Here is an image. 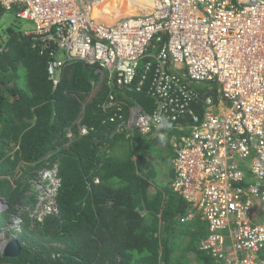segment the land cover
Listing matches in <instances>:
<instances>
[{
  "label": "built area",
  "instance_id": "2783aa9c",
  "mask_svg": "<svg viewBox=\"0 0 264 264\" xmlns=\"http://www.w3.org/2000/svg\"><path fill=\"white\" fill-rule=\"evenodd\" d=\"M95 1L0 3L32 24L54 85L72 60L123 87L148 81L155 107H129L124 130L190 116L171 140L170 186L189 206L182 220H203L198 248L218 264H264V0H152L111 23L92 15ZM100 108L121 118L124 103L110 93Z\"/></svg>",
  "mask_w": 264,
  "mask_h": 264
},
{
  "label": "trees",
  "instance_id": "16d2710c",
  "mask_svg": "<svg viewBox=\"0 0 264 264\" xmlns=\"http://www.w3.org/2000/svg\"><path fill=\"white\" fill-rule=\"evenodd\" d=\"M135 6L126 1V9ZM19 9L5 10L0 3V20L5 11L17 15ZM5 32L0 45V197L8 209L0 219L8 220L16 203L24 225L4 233L6 239L16 234L18 253H0V264H218L198 248L206 235L199 216L180 222L189 206L170 186L172 136L176 126L189 124L190 116L167 120L171 127L159 130L166 131L164 145L157 126L145 134L124 130L120 123L129 107L147 112L155 107L148 81L138 89L123 87L108 82L96 66L72 60L54 85L47 71L49 53L32 46L21 31ZM110 93L126 104L121 118L100 108ZM201 108L195 105L199 113ZM80 125L92 129L79 135ZM55 164L59 185L53 209L28 219L38 197L31 186L35 173ZM164 173L168 186L155 187ZM176 233L189 237L178 255L172 244Z\"/></svg>",
  "mask_w": 264,
  "mask_h": 264
},
{
  "label": "clouds",
  "instance_id": "9594fccd",
  "mask_svg": "<svg viewBox=\"0 0 264 264\" xmlns=\"http://www.w3.org/2000/svg\"><path fill=\"white\" fill-rule=\"evenodd\" d=\"M29 30L30 29H28V32L25 33V35H28L30 37ZM30 41L33 46L31 37H30ZM60 74H59V78H60ZM125 105L126 104L124 103V106ZM155 119H156V126L158 129L157 139L160 142V144L164 145L167 143L168 137H167L166 131H159V130L160 129L167 130L171 127V125L168 123L167 118L161 114H158ZM79 129H78V134L83 135L79 133ZM67 135H72L71 131H67ZM56 171H57V166L55 164L53 167H50V168H41L38 172L35 173L34 182L32 183L31 186L37 192L38 197L40 196L41 192L44 193V195L42 194L43 195V198L41 199L42 203H40L41 208L39 207V209H36L35 211V207L37 206L36 205L32 210H30L29 213L27 214L28 219H32L33 217L39 216L40 214L51 211L53 209L51 207V203L53 201V196L55 194V191L59 185V178L56 175ZM38 183H42V188H43L42 190L44 192L41 189L37 188ZM45 187H47V189H44ZM47 199H48V202H47ZM45 203H46L45 206L47 207L44 209L43 206ZM14 208L16 209V211L15 213L10 215L8 220L3 222L0 219L1 221L0 222V253L1 254H6L9 252L12 255H15L18 253V251H15V249L17 248L16 234L14 233L12 236L9 235L8 239L4 237V233H6L8 230H11L12 232H17L21 228V226L24 225L22 213L21 211L18 210L19 206L16 205V203L14 204ZM6 209H8V202L3 197H0V212L2 213V211ZM21 209H25V208H21ZM186 214L183 217H185ZM195 216H198V215L195 214ZM190 221L191 220H188V222Z\"/></svg>",
  "mask_w": 264,
  "mask_h": 264
},
{
  "label": "rangeland",
  "instance_id": "374dc122",
  "mask_svg": "<svg viewBox=\"0 0 264 264\" xmlns=\"http://www.w3.org/2000/svg\"><path fill=\"white\" fill-rule=\"evenodd\" d=\"M100 0H98L99 2ZM141 1H144V3H147V2H150L151 0H141ZM15 7V6H14ZM145 11V10H144ZM139 12V11H138ZM0 45L3 44V41L5 39V36H6V30L12 28L13 30H18V31H21L23 34L27 33L28 32V29H31L32 28V24L27 21V20H24V19H20L18 17H16V15L13 14V12L11 11H5L3 16H2V19L0 20ZM63 54L62 53H58V58L59 57H62ZM202 87L205 86L204 83L201 84ZM168 177L167 175L164 173L163 175H161L158 179H157V182L155 184V187L157 186H168ZM36 188V187H35ZM37 188L39 189H43L42 188V183H38L37 184ZM44 189H47V187H45ZM150 190L153 191L154 190V185L153 186H150ZM43 191V190H42ZM44 192V191H43ZM46 193V192H45ZM44 193L41 192L40 196L37 197V201H36V204H35V211L36 209H39L40 207V203H42L41 199L43 198V195ZM47 202H48V199H47ZM46 202V203H47ZM38 203V204H37ZM46 203L44 204V209L47 207L45 206ZM41 208V207H40ZM0 215H1V212H0ZM1 218V217H0ZM2 219V218H1ZM185 237H187L184 233H176L173 240H172V244L174 246V242L176 243V248H175V252L174 254L175 255H178L180 253V251L182 249H184V247L186 246L188 239H185ZM192 255V254H191ZM191 257V256H190Z\"/></svg>",
  "mask_w": 264,
  "mask_h": 264
},
{
  "label": "bare ground",
  "instance_id": "6f19581e",
  "mask_svg": "<svg viewBox=\"0 0 264 264\" xmlns=\"http://www.w3.org/2000/svg\"><path fill=\"white\" fill-rule=\"evenodd\" d=\"M126 1H131V5L135 3V8H133V10L126 9ZM147 6H152V0L147 3H144V1L141 0H100L99 2L96 0L95 5L93 6L92 15L98 21L111 23L120 16L133 13L136 14L138 11H141L139 8Z\"/></svg>",
  "mask_w": 264,
  "mask_h": 264
},
{
  "label": "crops",
  "instance_id": "0c3cea01",
  "mask_svg": "<svg viewBox=\"0 0 264 264\" xmlns=\"http://www.w3.org/2000/svg\"><path fill=\"white\" fill-rule=\"evenodd\" d=\"M150 8V6H147V7H141V8H139V9H141V10H145V11H147L148 9ZM110 110V109H109ZM195 217H197V216H194L193 218H191V219H187V220H182V218H181V220H180V222L181 223H186V222H188V220H194L195 219ZM198 219H200L201 220V218L199 217ZM203 221V220H202ZM189 237H185V239H188ZM173 247H175L176 248V243L174 242V246Z\"/></svg>",
  "mask_w": 264,
  "mask_h": 264
},
{
  "label": "water",
  "instance_id": "95a60500",
  "mask_svg": "<svg viewBox=\"0 0 264 264\" xmlns=\"http://www.w3.org/2000/svg\"><path fill=\"white\" fill-rule=\"evenodd\" d=\"M15 245V244H14ZM16 246V245H15ZM15 251H18V249L16 248Z\"/></svg>",
  "mask_w": 264,
  "mask_h": 264
}]
</instances>
